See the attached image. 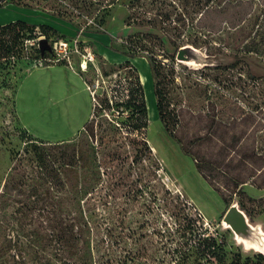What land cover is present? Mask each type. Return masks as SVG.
<instances>
[{
  "label": "rangeland",
  "instance_id": "obj_1",
  "mask_svg": "<svg viewBox=\"0 0 264 264\" xmlns=\"http://www.w3.org/2000/svg\"><path fill=\"white\" fill-rule=\"evenodd\" d=\"M16 19L52 26V43L63 39L71 50L65 63L47 65L30 49L28 58L0 69V264L53 253L26 243L27 230L42 232L55 218L38 211L24 217L27 195L36 190L52 194L47 208L56 217L85 224L82 237L95 259L245 264L252 258L220 221L225 199L239 196L264 223V54L243 49L264 20V0H0V25ZM130 43L143 47L134 57ZM184 45L200 50L201 63L177 59ZM136 75L148 111L142 133L124 125L130 110L120 107L116 91L119 81ZM91 112L90 123L65 140L81 157L91 150L90 158L65 167L63 190L43 186L26 151L30 139L62 141ZM205 237L221 244L223 261L175 250ZM116 241L120 248L105 247Z\"/></svg>",
  "mask_w": 264,
  "mask_h": 264
},
{
  "label": "trees",
  "instance_id": "obj_2",
  "mask_svg": "<svg viewBox=\"0 0 264 264\" xmlns=\"http://www.w3.org/2000/svg\"><path fill=\"white\" fill-rule=\"evenodd\" d=\"M12 2L21 4L23 3V0H12ZM205 6V11H209L210 8L208 3H205ZM244 17L245 14H242L239 21H243ZM232 25L236 26L238 23H234ZM207 29L211 30L210 27H207ZM50 30L56 31L48 24L30 23L24 19H16L14 21L0 25V69L7 64L13 65L22 59L28 58L26 52L30 51V49L37 50V57L43 61V64H48L51 62V60L57 56L53 49L52 52L45 51L44 54H41V50L39 48V37L41 36L46 38L52 46L53 43L49 33ZM31 40L35 43L27 44ZM128 46L132 47V52H127L129 57H134V54H136L137 51L143 49V47L134 43H130ZM243 49L246 53H255L259 56L264 54V20L261 22L259 28L253 34V36H251L250 39L244 44ZM155 61L156 60L154 59L151 62L154 72L156 71V66L154 64ZM60 62L65 63L66 61L61 60ZM129 63L130 60L125 61V64H127L126 66H128ZM127 69L128 71L130 70L135 72V69H133L132 65L130 64ZM117 90L119 94H122L123 98L119 103L120 107L130 110V115L128 119H126L124 125L129 129L128 131L130 132L142 133L143 130L148 127V111L144 96L143 84L141 83L139 76H126L124 80L118 82L116 91ZM156 96V106L159 116L164 118L163 114H165V112L163 110L164 105L162 104V94L158 89L156 90ZM90 121L85 124L84 128L88 125V123H90ZM166 129H168V127ZM143 141L145 140L143 139ZM144 143L147 147L146 141ZM47 144L49 145L47 146ZM28 145L30 150H28L26 147V151H31L33 153L36 165L39 167L38 173L41 179V184H43V186L49 185L50 187L56 186V188L61 190L64 189L65 185V182L63 181V171L65 167H73L81 160H84L86 163L85 160L90 158V155L87 153L90 154L91 150H87L86 156L81 157L79 154L81 150L76 147H70L71 144L65 140L52 143L40 139H30ZM57 147H60V149L58 148L57 151H55ZM85 163L83 164L84 167L86 165ZM27 196L29 202L27 201L26 203V211L23 213L24 217H27L28 214L32 215L38 211L41 215L43 214L44 217H51L53 215L55 218L51 220L48 219L49 224L45 226V228H47L42 232L32 229L27 230L26 243H28L29 249L34 250V248L36 249V247L40 245L39 247H41L42 250L46 248H52L53 253L51 254V252H48L45 256L35 254L36 256L32 257L28 261L24 258L15 264H120V255L113 257L109 256L108 258L100 256L98 259H95L93 256H91L90 252L87 250L88 247L86 248L85 243L87 241H85L82 237L85 224L84 226L78 224L75 217H61V214L60 217H56L58 216V213L47 208V205L51 203L49 201L52 198V194L49 191L36 190ZM234 200H238L241 208L244 209L251 220L254 221L255 218L252 215L250 209L246 207L239 196L237 198L235 197L231 202H228L225 199L226 207L229 206ZM38 203L43 205L36 209V205ZM15 241V244H17V241L21 242L20 239H15ZM12 242L14 241L9 240L8 244L12 245ZM105 242L104 244H106V246H104L108 249L111 248L114 250V248L117 249L121 247L119 241L108 243ZM14 246L17 251L19 245ZM87 246L90 247L89 244ZM12 248L13 245L11 249ZM221 248V244L216 246L215 240H210L205 237L194 240V242L192 241L189 246H187L185 241H182L181 243H178V247L175 248V250H177L179 254H185L188 258L203 257L206 254H210L219 258L220 261H223L224 254H220ZM63 253L66 255H63ZM247 256H249V254H247ZM251 259H253V261L256 260V262H253ZM130 261L135 263V256L130 258ZM123 264L127 263L124 262ZM245 264H264V255L253 253L252 258L248 257Z\"/></svg>",
  "mask_w": 264,
  "mask_h": 264
},
{
  "label": "water",
  "instance_id": "obj_3",
  "mask_svg": "<svg viewBox=\"0 0 264 264\" xmlns=\"http://www.w3.org/2000/svg\"><path fill=\"white\" fill-rule=\"evenodd\" d=\"M41 54L52 52V46L46 38L39 39ZM179 61L201 63L202 54L192 45L179 48L177 55ZM221 228L232 232L237 246H241L245 253H258L264 255V223L252 221L246 211L241 208L238 200H234L225 210L220 221Z\"/></svg>",
  "mask_w": 264,
  "mask_h": 264
},
{
  "label": "built area",
  "instance_id": "obj_4",
  "mask_svg": "<svg viewBox=\"0 0 264 264\" xmlns=\"http://www.w3.org/2000/svg\"><path fill=\"white\" fill-rule=\"evenodd\" d=\"M40 38H43V36H41ZM34 43L35 42L33 41L32 44H34ZM52 49L56 53L57 56L53 60H51V62H60L61 60H69V52L71 49L69 48V43L67 41H65L63 39L56 40L52 44ZM87 51H88V49H87ZM85 57L88 58L89 60H92L94 58L93 54L90 50L87 52V55ZM84 61L87 63L86 59L83 60V62L81 63L82 67H83ZM92 94H94L93 91H92ZM93 100L94 101L96 100L95 94L93 95Z\"/></svg>",
  "mask_w": 264,
  "mask_h": 264
},
{
  "label": "crops",
  "instance_id": "obj_5",
  "mask_svg": "<svg viewBox=\"0 0 264 264\" xmlns=\"http://www.w3.org/2000/svg\"><path fill=\"white\" fill-rule=\"evenodd\" d=\"M54 63V62H52ZM58 63V62H57ZM50 63H48L47 65H49ZM43 65H39L37 67H42ZM37 69V68H36ZM89 86V85H88ZM90 89V88H89ZM91 90V89H90ZM93 112V111H92ZM92 112L89 113L88 115H84V117L82 116L81 119L78 121V125H77V128L72 130L70 135L68 137H65L66 139H63L62 141L64 140H69L71 138H73L75 135H77L78 133H80L82 131V129L84 128L85 124L90 121L91 117H92Z\"/></svg>",
  "mask_w": 264,
  "mask_h": 264
},
{
  "label": "bare ground",
  "instance_id": "obj_6",
  "mask_svg": "<svg viewBox=\"0 0 264 264\" xmlns=\"http://www.w3.org/2000/svg\"><path fill=\"white\" fill-rule=\"evenodd\" d=\"M85 66H86V62L84 61V63H83V67L85 68ZM145 85V84H144ZM147 99V98H146Z\"/></svg>",
  "mask_w": 264,
  "mask_h": 264
},
{
  "label": "clouds",
  "instance_id": "obj_7",
  "mask_svg": "<svg viewBox=\"0 0 264 264\" xmlns=\"http://www.w3.org/2000/svg\"><path fill=\"white\" fill-rule=\"evenodd\" d=\"M262 251H264V249H262Z\"/></svg>",
  "mask_w": 264,
  "mask_h": 264
}]
</instances>
